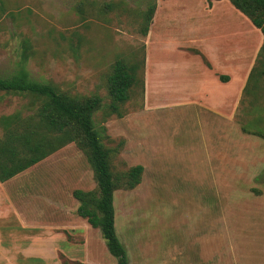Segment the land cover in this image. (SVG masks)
<instances>
[{
	"label": "rangeland",
	"instance_id": "obj_1",
	"mask_svg": "<svg viewBox=\"0 0 264 264\" xmlns=\"http://www.w3.org/2000/svg\"><path fill=\"white\" fill-rule=\"evenodd\" d=\"M204 1L0 0V75L23 64L35 80L71 94L96 93L106 101V76L115 58L130 59L138 69L139 81L122 106L124 115L95 113L96 127H105L103 143L111 149L113 169L143 166L135 188L114 193L115 228L128 264H264V91L257 98L242 91L263 36L252 51L244 47L258 34L225 10V20L238 28L233 48L237 44L239 71L230 70L226 87L205 83L201 64L212 65L199 48L216 68L222 64L214 42L199 36L195 27L204 20ZM150 2L155 12L143 35L142 11ZM225 2L217 5V14L218 7L232 6ZM106 3L113 7L106 10ZM163 73L181 91L162 88L157 78ZM0 95V116L28 102L21 95ZM227 99H233L227 109L204 107ZM3 185L20 215L31 219L24 230L14 227V242L3 233V245L33 244V236L42 231L36 197L44 194L52 202L48 236L67 251L64 255L56 247L48 264H117L99 229L76 213L72 191L93 189L95 182L74 143ZM12 205L0 188V233L2 225L10 226ZM14 256V264H43L24 253Z\"/></svg>",
	"mask_w": 264,
	"mask_h": 264
},
{
	"label": "trees",
	"instance_id": "obj_2",
	"mask_svg": "<svg viewBox=\"0 0 264 264\" xmlns=\"http://www.w3.org/2000/svg\"><path fill=\"white\" fill-rule=\"evenodd\" d=\"M212 1L207 0V3L210 5ZM229 2L263 36L255 64L242 89L244 93L248 91L253 98H257L259 92L264 91V0ZM112 7L111 3L104 4L106 10ZM154 11V2L148 3L147 9L142 11L140 32L143 35L148 32ZM27 53L25 44L23 59ZM20 65L15 71L0 75V93L28 98L23 108L0 116V182L5 184L66 144L74 143L86 157L95 182L93 189L76 188L72 191V196L78 202L76 213L86 219L91 227L99 229L108 252L117 264H128L126 248L115 228L114 193L118 189L135 188L141 181L143 166L136 164L123 171L113 169L111 149L103 143L105 127H96L95 113L101 111L104 117L124 115L122 106L139 81L135 63L123 57L115 58L106 76V101L96 93L71 94L58 89L53 83L35 80L29 76L23 64ZM219 78L228 80L225 75ZM250 104L254 109L255 103ZM242 128L247 131L245 127ZM255 128L263 132L260 127Z\"/></svg>",
	"mask_w": 264,
	"mask_h": 264
},
{
	"label": "crops",
	"instance_id": "obj_3",
	"mask_svg": "<svg viewBox=\"0 0 264 264\" xmlns=\"http://www.w3.org/2000/svg\"><path fill=\"white\" fill-rule=\"evenodd\" d=\"M225 1L226 0H213L212 3L209 5L207 3V0H205L204 6H203L205 9L204 20H203V22H199L195 25L199 36H204L206 40L214 42V49L216 52L219 51V55H220L219 61L222 64L221 68H216L213 65V63L208 59V57H206L205 52L201 48H199L200 52L203 54V56L206 58V60H208V62H210V64L212 65V69H210L209 67L201 64L202 69H204L206 72L205 76H202L203 81H205V83L206 82L207 83L215 82L217 85L222 86V87L228 86V84L230 82L231 76L233 75L232 72H230V70L231 69L232 70L236 69V71L238 70V64H237L238 58H237V56H235V54L237 52V50H236L237 44L235 45V49L233 48V42H234L233 31H237L238 28H234L232 26V24H230V22H227L225 20L223 12L225 10L235 12L236 17L243 18L242 20L247 23V27L251 28V32H253V33L256 32V34L259 35V31H260L258 28H256L249 21V19L245 15H243L236 8L234 9L232 7L233 5L231 3L230 4L232 6L227 5L226 8L224 5H222V7H218L220 10V14H217L214 11L216 9L217 5L218 4H220V5L224 4V3H226ZM158 9H159V5H158ZM156 15H157V13H156ZM258 35L256 36V39H255V36L252 37V39L250 41L245 43L244 47H246L247 49L249 48V50L252 51V49L255 47L257 40H260V38L262 37V34H261V36H258ZM156 65H157V62L154 63V68L156 67ZM215 72H217V75L215 74ZM220 75L227 76L228 80L222 81L219 78ZM246 79L247 78H244V80L242 81L243 84H245ZM157 80L159 81V84L161 85V87L166 88V91H168V92H170V88H173L174 90H176L175 93H178L179 91H181L180 89L177 88V86H175L173 81L167 80L166 73H163L161 75L159 74ZM184 91H185V89H184ZM239 91H240V86L238 87V93L233 97V99L236 98V96L239 94ZM208 93L209 92L204 93L205 100L208 99V95H209ZM233 99H230V101L228 99L220 101V104L219 103L217 104L216 102H214L215 105H213V104L209 105V104H207L209 102H207L206 103L208 105L207 107L204 106L203 104H199V105L204 106L205 108H207L209 110H213V111L219 110L220 111V110L227 109L229 102H231ZM175 100L182 102V100H180V99H175ZM0 188L4 191L6 199H8L10 204L12 205V200L8 196V193H7L6 189L4 188L3 183H1V182H0ZM41 195H42L41 197H39V198L36 197V199L37 200L39 199V202L37 203V204H39L38 208H40L38 216L40 219H42V222H40V225H39L40 227H38V228H39V230H42V231H37L38 234H35V236H33V244L36 243L37 241L39 242V244L37 245V247H32V246H34L33 244H29L28 246H24V247H16V244L13 243V245H12L9 243V245H11L9 247L8 244L3 245L2 241L0 240V253H1L0 264H8V263L14 264V262L16 261V257L14 256V254L16 255V253L26 254L27 257H25V258H27L28 260H30V259L43 260V264H48V254L54 252L56 247H57V250L62 252L64 255H67V253H65L66 250H64L62 246L58 248V244L54 241V238H51L50 236H48V229L49 228H48V221H47V207H48V205H52V202L49 203V200L47 199V197L44 194H41ZM16 206L17 205H15V206L12 205L13 215L10 216L12 218V220L9 221L10 226L6 225L4 227L2 225L1 228H3L4 231L2 233H0V237L4 233L3 236L7 235L8 237H10L11 241H13V242L15 241V237H13L14 233H12V231L14 230V227H18V228L24 230L26 228V226L24 227L23 225H26V222H27L26 220H31V219H29V217H25L23 215H20V210L16 209L15 208ZM60 207L62 208V206H60ZM22 217H24V221L22 220ZM13 225H15V226H13ZM75 234L76 233H74L71 236L74 237ZM64 236L66 239L69 238L66 234H64ZM66 241L69 243H74V238L68 239ZM83 244H85V242ZM35 246H36V244H35ZM69 258L72 261H76V260H79L81 262L83 261V259H80L78 257H69ZM82 258H85V253H83ZM28 260H26V262H28Z\"/></svg>",
	"mask_w": 264,
	"mask_h": 264
}]
</instances>
